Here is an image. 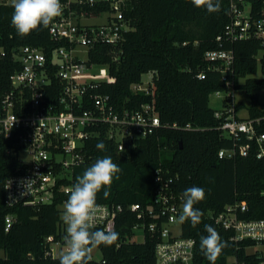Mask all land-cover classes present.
Segmentation results:
<instances>
[{"label":"trees","instance_id":"16d2710c","mask_svg":"<svg viewBox=\"0 0 264 264\" xmlns=\"http://www.w3.org/2000/svg\"><path fill=\"white\" fill-rule=\"evenodd\" d=\"M259 8L262 0H249ZM207 0H125L124 18L130 29L125 31L117 47L97 43L88 50V63L105 65L108 80L102 81L94 92L107 93L117 109H136L154 100L155 109L162 124H190L197 130H185L162 126L155 133L136 138L132 144L118 150L115 141L103 133L91 136L84 142V159L72 172V184L97 158L110 155L121 168L119 179H113L109 195L103 188L97 193V203L138 202L151 204L158 188L155 171L161 169L165 176H176L171 183L175 193L181 194L187 187L197 185L204 189V198L193 207L200 209V221L193 225L190 219L180 221L182 236L195 241L193 264H228L235 257L243 264H264V253L250 239L235 242L230 239L232 229H225L208 216L218 213L228 204L244 202L245 210L238 216L244 220L264 219V159L257 157V144L242 135L238 140L226 136L219 129L221 118L214 115L216 109L209 106L210 94L224 91L226 86L220 72L210 68L205 52L213 49H230L233 52V87L244 91L250 99L247 113L260 117L254 123L257 133H264V107L257 105L256 90L264 89V38L247 40L216 39L223 34L229 19L227 0H218L219 8L208 11ZM216 2V0H214ZM83 8L92 13L109 9L107 3H96ZM13 4L0 5V35L5 47L30 44L43 49L47 56L61 43L51 38L47 25L38 26L28 34H18L11 24ZM221 44V45H220ZM262 51L259 63L260 75L255 76V55ZM11 70H0L4 87ZM152 71L153 96L143 91H132L131 85L140 82L141 75ZM204 78H198L199 72ZM55 84V83H54ZM49 99L55 98L59 87L53 85ZM238 100L235 109L244 107ZM104 141L106 150L95 145ZM231 156H219L220 149H230ZM238 145L246 147L241 154ZM22 165L7 141H0V264H59L58 257L45 254L44 237L57 231L59 210L57 205L63 196L56 195L51 203L39 205H6L1 190L4 179L18 172ZM14 216L8 230H4V217ZM135 218L120 216L114 230L118 239L110 245L96 246L100 258L87 264H153L156 233L146 231L141 242L126 241L123 230L130 229ZM205 225L213 226L224 247L210 261L200 247V238L206 235ZM101 229L93 227V230ZM264 245V243H263Z\"/></svg>","mask_w":264,"mask_h":264},{"label":"built area","instance_id":"2783aa9c","mask_svg":"<svg viewBox=\"0 0 264 264\" xmlns=\"http://www.w3.org/2000/svg\"><path fill=\"white\" fill-rule=\"evenodd\" d=\"M96 3H107L109 9L95 14L83 8ZM124 3L125 0H61V14L47 25L51 38L61 43L52 50L51 56L30 44L7 48L1 43L0 35V70H11L7 76V87L0 79V141L11 144L22 165L18 172L4 179L1 187L3 201L9 206L39 205L51 203L56 195L63 196L57 205V231L44 237L45 254L50 257H59L66 250V226L61 212L69 194L67 190L72 186L73 169L84 159L85 140L102 133L105 128V136L115 141L118 150H122L136 138L153 134L162 126L199 129L188 123L182 126L162 124L153 99L136 109H117L107 93L92 91L98 89L102 81L80 78L95 65L88 63V57H79L81 47L85 48L87 56L89 48L97 43L117 47L123 33L130 29L123 15ZM6 4H13V0H0V5ZM227 5L229 19L223 34L216 37L220 43L222 40L264 38V0L259 8L253 7L249 0H227ZM101 14L105 15L102 22L83 23L84 19ZM204 56L210 61V68L220 72V79L226 86L224 91L213 93L217 97L222 96L221 106L214 111L216 117H222L219 129L234 143L242 135L248 140L254 139L256 155L264 159V133H257L254 128L260 117H250L248 113L240 116L235 109L240 99H236L234 94L238 90L233 87L232 50H208ZM261 57L262 51H258L255 55L258 64ZM152 76L150 71L145 81L133 83L132 91H143L153 96ZM197 77L204 78L205 72H199ZM56 83L59 91L50 100L51 88ZM238 150L246 154L244 145H238ZM234 151L235 144L230 149H220L218 155L231 156ZM155 173L158 188L151 204L98 203L100 209L93 227L105 231L114 229L117 218L132 215L134 223L130 229L123 230L128 235L126 241H133L131 238L138 230L143 239L146 231L156 233L158 240L154 246L153 264H193L195 241L180 232L183 197L171 187L178 177L165 176L161 169ZM243 210L244 202L228 204L218 213L209 211L208 216L223 228L232 229L230 239L233 241L250 239L257 246L263 245L264 219L244 220L238 216V212ZM13 221L14 216L7 214L4 230H8ZM93 248L89 253L90 260L96 259ZM98 261L105 263L104 260ZM228 264L243 263L229 257Z\"/></svg>","mask_w":264,"mask_h":264},{"label":"clouds","instance_id":"9594fccd","mask_svg":"<svg viewBox=\"0 0 264 264\" xmlns=\"http://www.w3.org/2000/svg\"><path fill=\"white\" fill-rule=\"evenodd\" d=\"M205 7L208 11L218 10V0H207ZM61 11V0H13L11 24L18 34L25 35L38 26L48 25ZM95 147L101 151L106 150L102 140ZM121 171L110 155H103L88 166L67 190L69 194L61 212L66 226V250L59 255V264H87L93 247L110 245L118 239L119 233L114 229L93 230V224L100 209L96 200L97 193L103 188V195L107 197L113 179H119ZM203 198L202 187H187L183 192V210L179 220L183 222L190 219L193 225L198 223L202 213L193 205ZM205 229L207 234L201 236L200 247L207 258L214 261L224 247V242L213 226L205 225Z\"/></svg>","mask_w":264,"mask_h":264},{"label":"rangeland","instance_id":"374dc122","mask_svg":"<svg viewBox=\"0 0 264 264\" xmlns=\"http://www.w3.org/2000/svg\"><path fill=\"white\" fill-rule=\"evenodd\" d=\"M103 20H105V15L101 14L100 16H93V17H89L83 20V23L85 24H98L100 22H102ZM82 51L79 53V57L81 59H86L87 58V53L85 51L84 47H81ZM255 76H259L260 75V69H259V64H257V70L255 72V74H253ZM81 79L84 80H93V81H106L108 79V69L105 65H92L88 70H86L80 77ZM148 78V73H143L141 75V80L145 81ZM257 93V105L262 108L264 107V89H258L256 90ZM235 98L236 99H240L243 103H244V107H242L241 109L238 110V114L240 116H246L247 115V105H249L250 103V99L249 96L245 93H241L239 91H236L235 93ZM221 98L217 97L215 94H210L209 97V106L214 108V109H218L221 106ZM22 157H24V154L21 155ZM175 231H177V229H175ZM133 241L136 242H141L143 240V236L141 234V232L135 231L133 237L131 238ZM256 249H260L263 253H264V246L263 245H258V246H254L253 248L248 249L249 251H254ZM1 254V252H0ZM93 254L94 257L96 259L100 258V252L98 251L97 248H93Z\"/></svg>","mask_w":264,"mask_h":264}]
</instances>
